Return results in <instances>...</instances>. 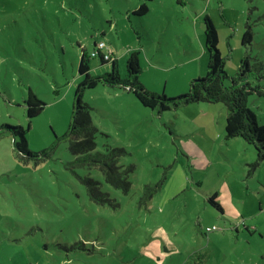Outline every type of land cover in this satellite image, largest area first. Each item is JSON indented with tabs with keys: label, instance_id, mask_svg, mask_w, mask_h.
Wrapping results in <instances>:
<instances>
[{
	"label": "rangeland",
	"instance_id": "374dc122",
	"mask_svg": "<svg viewBox=\"0 0 264 264\" xmlns=\"http://www.w3.org/2000/svg\"><path fill=\"white\" fill-rule=\"evenodd\" d=\"M142 2L148 12L133 14ZM205 14L227 74L248 53V79L264 85V0H0V264H264V160L243 138L225 137L223 103L159 112L122 85L86 88L94 150L124 149L117 164L131 166L128 192L97 167L74 164L64 136L82 47L90 54L104 41L121 78L137 50L139 81L174 97L205 75ZM110 70L90 58V75ZM29 88L45 105L25 133L38 155L24 159L5 124L27 127ZM247 102L264 124V95ZM85 176L108 200L89 197ZM146 186L156 189L149 197ZM213 193L221 211L208 201Z\"/></svg>",
	"mask_w": 264,
	"mask_h": 264
},
{
	"label": "trees",
	"instance_id": "16d2710c",
	"mask_svg": "<svg viewBox=\"0 0 264 264\" xmlns=\"http://www.w3.org/2000/svg\"><path fill=\"white\" fill-rule=\"evenodd\" d=\"M133 14L143 15L148 12V5L142 2L137 8L132 10ZM246 28L241 36V44L249 49L253 38V30L250 23H246ZM204 50L207 52L206 72L204 76L191 78L188 89L185 93L174 97L166 96L164 93L158 94L147 89L138 79L141 66L138 59V51H131L126 58V75L121 78L116 64V57L110 60L99 57L101 63L110 62L111 70L100 75L92 76L89 73L90 54H87L84 47L79 57L78 72L82 75V80L76 85L74 90L75 101L72 106L71 119L64 134L69 140V150L75 155L74 164L79 166L97 167L108 184L114 188H119L123 192H128L130 180L127 172L131 166L121 168L118 165L119 157L124 151L121 147L108 148L105 152L94 150L96 147V135L98 127L92 122L90 115V105L82 100L83 91L86 88L94 87L98 83L108 85H122L132 92L141 104L157 111L177 108L191 102H221L225 106V137H241L246 142L253 144L257 160H264V124L258 123L255 112L248 105V96L256 93L264 95V85L260 82H253L248 79V74L252 71L249 61V54L245 53L240 60L238 72L234 76H229L224 69V57L218 48V34L208 14L203 16ZM256 78H262L261 74H256ZM230 78L229 84L225 79ZM26 116L28 118L27 127L22 125H6L5 128L14 136L13 144L21 158H31L38 155L27 148L25 133L30 127L31 119L39 114L44 108L42 101L35 92L29 88L25 98ZM44 151H42L43 153ZM82 181L90 198L104 202L108 200L106 193L99 189V181L91 176H85ZM145 197H149L156 189L146 186ZM216 194L213 193L208 201L216 209L221 211L220 204L216 201Z\"/></svg>",
	"mask_w": 264,
	"mask_h": 264
},
{
	"label": "built area",
	"instance_id": "2783aa9c",
	"mask_svg": "<svg viewBox=\"0 0 264 264\" xmlns=\"http://www.w3.org/2000/svg\"><path fill=\"white\" fill-rule=\"evenodd\" d=\"M90 55L93 57H97V56H101L104 59L110 60L113 58V51L111 48L108 47V45L102 41L99 40L95 43V47L93 48V50L90 52ZM215 228V225L211 226V227H207L208 231H211Z\"/></svg>",
	"mask_w": 264,
	"mask_h": 264
}]
</instances>
